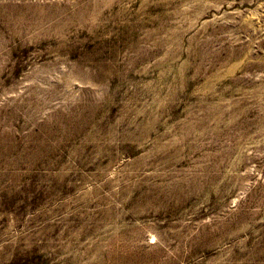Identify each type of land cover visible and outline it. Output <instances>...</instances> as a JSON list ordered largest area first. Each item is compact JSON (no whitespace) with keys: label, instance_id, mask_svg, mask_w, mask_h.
Listing matches in <instances>:
<instances>
[{"label":"rangeland","instance_id":"374dc122","mask_svg":"<svg viewBox=\"0 0 264 264\" xmlns=\"http://www.w3.org/2000/svg\"><path fill=\"white\" fill-rule=\"evenodd\" d=\"M0 264H264V0H0Z\"/></svg>","mask_w":264,"mask_h":264}]
</instances>
